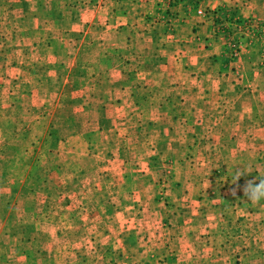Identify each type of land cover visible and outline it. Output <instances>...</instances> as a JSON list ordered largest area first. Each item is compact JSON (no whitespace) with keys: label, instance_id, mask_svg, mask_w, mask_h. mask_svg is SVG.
Masks as SVG:
<instances>
[{"label":"rangeland","instance_id":"rangeland-1","mask_svg":"<svg viewBox=\"0 0 264 264\" xmlns=\"http://www.w3.org/2000/svg\"><path fill=\"white\" fill-rule=\"evenodd\" d=\"M85 1L62 0L58 25L46 23L51 16L42 13L45 22H29L26 13L32 10L25 7L24 1L0 0L3 264H17L22 259L20 253L28 252L29 257L33 256L28 264H114L115 244L123 240L133 244L134 239L143 244L146 239V228L125 229L149 219L128 215L132 210L126 208L135 204L150 208L148 201L133 202L131 190L138 189L145 196L155 193L158 209L166 205L161 194L170 180L169 169L162 165L166 154L149 144L151 125L138 120L132 104L114 101L121 94L117 88L100 87L104 79L112 81V72L107 73L100 65L105 50V67H121L130 81L136 77V64L148 58L133 56L132 40L124 41L132 28L112 26L113 14L108 26L102 25L107 15L97 10L102 19L87 30L85 19L95 12L97 4L88 8ZM56 33L62 40L53 50L52 37ZM31 42L34 49L30 52L27 44ZM10 100L14 104L5 105ZM37 116L42 120L32 121ZM22 127L23 132L19 130ZM43 131L44 136L40 135ZM38 143L42 148L37 152ZM260 157L256 161L258 169L254 168L256 183L264 177ZM121 161L126 166L119 168ZM141 163H149L146 173H135ZM123 173L130 176L124 185ZM136 176L134 185H126L132 184ZM122 195L127 199L123 201ZM125 212L126 217H122ZM110 213L113 215L108 216ZM131 219L135 222L129 225ZM161 228L163 225L158 224L148 235L155 240L151 244H161L157 239H163Z\"/></svg>","mask_w":264,"mask_h":264},{"label":"crops","instance_id":"crops-1","mask_svg":"<svg viewBox=\"0 0 264 264\" xmlns=\"http://www.w3.org/2000/svg\"><path fill=\"white\" fill-rule=\"evenodd\" d=\"M196 1L197 8L213 12L212 19L222 26L227 24L229 13H234L233 18L264 20V0ZM22 2L32 10L26 13L27 21L45 22L42 13L51 16L46 23L60 25L62 0ZM85 2L88 8L97 4L95 12L85 19L87 30L101 21L97 10L107 15L102 25L108 26L113 14L112 26L132 28L124 41L132 40L133 56L148 58L136 64V77L130 81L121 67H105V50L100 65L107 73L112 72V81L106 78L100 87L117 88L121 94L114 101L132 104L138 120L153 127L148 130V136L152 135L149 144L166 154L162 165L168 167L170 175L161 194L166 203L163 209H158L155 193L145 196L138 189L131 190L133 202L148 201L150 208L135 204L126 208L132 210L128 215L149 219L125 229L146 228V239L143 244L135 239L133 244H125L126 240L115 244L117 257L113 263L264 264V200L254 205L243 193L246 181L254 180L259 154L264 161V40H248L233 63L222 65V33L212 21L196 18L187 2L167 10L157 7V0ZM72 6L77 4L73 2ZM84 35L87 39L89 33ZM61 40L59 33L53 35V50L60 47ZM27 45L31 52L33 42ZM12 65L16 68V63ZM13 104L12 100L5 103ZM36 119L42 117L32 121ZM19 130L23 132L24 127ZM40 135L44 136V131ZM41 148L38 143L36 151ZM118 165L121 168L126 163ZM147 167L149 163L138 164L135 173H146ZM237 170L243 175L235 182L233 174ZM137 177L126 185H134ZM129 178L123 173L121 184ZM158 224L163 225V239L157 238L161 244H151L155 240L148 235ZM20 256L17 264L33 260L29 252Z\"/></svg>","mask_w":264,"mask_h":264},{"label":"built area","instance_id":"built-area-1","mask_svg":"<svg viewBox=\"0 0 264 264\" xmlns=\"http://www.w3.org/2000/svg\"><path fill=\"white\" fill-rule=\"evenodd\" d=\"M169 2V0H162ZM196 17L205 19L211 18V13H205L204 10L196 9L194 11ZM236 19L227 23L225 26L218 25L216 29L223 35L224 46L228 50V58L230 63H233L239 53L245 49V44L248 40H264V20L257 19H242L241 22H235ZM220 28H225L223 32ZM227 29V30H226Z\"/></svg>","mask_w":264,"mask_h":264},{"label":"trees","instance_id":"trees-1","mask_svg":"<svg viewBox=\"0 0 264 264\" xmlns=\"http://www.w3.org/2000/svg\"><path fill=\"white\" fill-rule=\"evenodd\" d=\"M183 2H187L193 12L195 11V8L198 4L196 0H187V1L186 0H169V2H161V3L156 2V6L160 7V9L167 10V8L175 7L176 5L182 4ZM211 15H212L211 18H205V19L212 21V25L214 27H217L219 24L221 27L222 24L219 21L214 20V18L212 19L213 12L211 13ZM233 16H234V13H229L228 17L225 21H227V23L233 21L234 19H236L235 22H241L242 21V19L233 18ZM220 29L223 32L225 31V28H220ZM227 54H228V50L224 46L222 49V53H221V64L222 65H228L230 63V59L228 58Z\"/></svg>","mask_w":264,"mask_h":264},{"label":"clouds","instance_id":"clouds-1","mask_svg":"<svg viewBox=\"0 0 264 264\" xmlns=\"http://www.w3.org/2000/svg\"><path fill=\"white\" fill-rule=\"evenodd\" d=\"M242 175L243 174L241 171L237 170L233 174V180L235 182L238 181ZM258 180V183H256V178L254 180L246 181V184L243 188L244 196L254 205L264 200V177ZM233 195H235V192H233Z\"/></svg>","mask_w":264,"mask_h":264}]
</instances>
